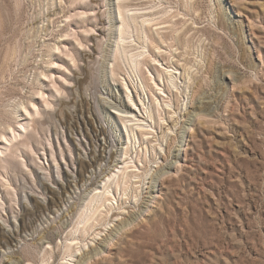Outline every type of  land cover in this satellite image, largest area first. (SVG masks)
Masks as SVG:
<instances>
[{
	"label": "rangeland",
	"instance_id": "obj_1",
	"mask_svg": "<svg viewBox=\"0 0 264 264\" xmlns=\"http://www.w3.org/2000/svg\"><path fill=\"white\" fill-rule=\"evenodd\" d=\"M101 127L90 188L60 190L57 213L34 208L31 193L51 199L39 174L56 190L65 170L87 177L76 147L93 162ZM0 148V223L14 233L26 201L39 230L0 247V264H264V0H0ZM126 158L144 175L138 201L84 233L91 192Z\"/></svg>",
	"mask_w": 264,
	"mask_h": 264
},
{
	"label": "bare ground",
	"instance_id": "obj_2",
	"mask_svg": "<svg viewBox=\"0 0 264 264\" xmlns=\"http://www.w3.org/2000/svg\"><path fill=\"white\" fill-rule=\"evenodd\" d=\"M92 1L94 3V0H92ZM120 7H122V6H120ZM120 12H121V14H123L122 11H120ZM134 19H137V17L134 18ZM151 19H149V18L144 19L143 20V24L146 25V24L152 23ZM128 25L129 24H126V25L121 27V32H122L121 38L123 39L122 40L123 42H125L128 39V37L125 36L127 34V31H128V29H127ZM119 28H120V26H119ZM159 48H160V46H159ZM126 49H129V47L126 48ZM142 55H144V51H141L139 53H132L131 54L132 64H134L135 66H137V65L139 66V64H141L140 57ZM89 57L90 56L86 53L85 54V59L89 60ZM154 60H156V58H154ZM168 62H169V60H168ZM131 66H133V65H131ZM162 66H163L162 67L163 71L162 72L159 71V72H161L159 74L160 77H163L161 79L164 80V76H167V80H168L169 84L176 88L177 87V85H176L177 83L175 82L176 72H174V70L178 69V67L172 68L171 65L164 66L163 64H162ZM76 78H77V76H76ZM157 86H158V89L163 91L162 88L159 85H157ZM143 87L146 89L145 85H143ZM143 87H142V89H143ZM71 94L73 95L71 100L69 101V99H68V102H66V101L63 102L61 104V107L56 112V114L59 115L58 117H60L58 120H61L63 123H64V121H66L65 120L66 119V115H65V110L64 109L66 107L68 108L70 106H75L76 104L78 105V103H79L80 96H79V93H78L77 86L75 88L71 89ZM59 99L60 100H58V101L62 102L63 98L61 99L59 97ZM131 101H132V103L130 102L131 104H129V107L131 108V110L133 109V111H135V109L132 106H136L137 104H135L133 102V100H131ZM22 104H23V107H25L26 111L29 114L30 111L27 108V106L24 103H22ZM48 105H49V103H48ZM167 105H170V103H167ZM30 114L32 115V113H30ZM134 116H136V115H134ZM128 117H130V116L127 115L126 117H124V121H125L124 122L125 123L124 126L126 127V129L128 131H130V132L132 130L135 138H139V134H138L139 132L135 133V131H138V130L141 132V135H142L143 139L146 138V137L148 138L149 134L151 133V129H149L148 126H146L145 122H143V120L136 119V123H135V119H131L130 118V120L129 119L126 120ZM132 121H134L133 124H131ZM174 125H177V124H174ZM22 127L24 129H27V127L24 124H21V128ZM11 130H13V132L15 134V138H17L16 129L13 128ZM169 130H171V127L169 128ZM99 131H100V136H101V140L99 142L100 153L98 154V152L95 151L94 149H91V151L88 152L90 157L92 158L93 162H86L82 158V156H83L82 152L80 151V149H78V147H76L77 158H78L80 170L81 171H86V173H88V175L86 174L87 177L84 175L78 181L77 180L75 181V180L72 179V175L68 171L65 170L67 186H65L62 183V184L59 185V190H56V189L52 188L50 186V184H48V182L44 179V177L42 175L39 174L38 175V181H39L41 187L43 188L44 192L51 193V196H50L51 199H50V203L48 204V203L43 202V200L40 199V197H38V196H36V195L31 193L30 196H29V201L28 202H31L34 208H36L39 211L41 210L42 212L47 213V214L57 213L60 210V207H61L60 200H59L60 190L64 191L65 193H68V198H69L71 196L69 193L70 192H74L75 189L77 190L78 188H80V186L84 187L86 185V189L90 188V187H88L89 186L88 182L92 179V176L94 175L95 169L96 168L97 169L100 168L102 163H103V161L105 160V155L104 154H105L106 150L108 149V147L110 145L109 142L111 140L110 136H108V133H107V131H106V129L104 127H101V129ZM97 134H98V131H97ZM2 136L4 137V141L3 142L12 143L13 140L10 139L7 135H5L4 132L2 133ZM1 152H3V151H1ZM126 153L128 154V152H126ZM115 155H116V152L113 151L112 152V156L114 157ZM124 161H127L125 163V165L122 164L123 166L121 168H119L118 171H115V172L112 173V175H109V178H107V181L105 180V184L103 185V187L99 186L94 191L91 192L90 200H89L90 207L88 206L89 207V208H87L88 210L84 211L82 213L81 219L79 220V224H81V226L83 227V232L84 233L88 231L89 227H93L95 225L94 221L98 222L99 220H101V219H103V218H105V217H107L109 215L112 216V217L118 216L119 214H115L117 211L126 212V210L124 209V204L127 203L128 199H130L131 201H132V199L134 201H138V198H139V195H140L139 189L141 187L140 183L143 182V176H144L143 172L141 171V168L139 167V165L138 164L136 165L135 162H132L131 159L129 160L128 158H126V160H124ZM114 185L117 186L118 190L114 189ZM91 186H92V184H91ZM129 188H130L129 191L132 192V195L130 197H129V192H127ZM118 195H120L122 197H123V195H126L127 199L125 197V199L119 200V198H118L119 196ZM23 211H24V214H23V216L21 218L20 223H16V222L13 221V227H14V231H15L14 233L12 232L11 229L6 228L5 226H3L0 223V247H8V248H10V245L14 244L15 242H18L22 237H24V236L26 237V235H28L27 233L29 231L32 232L31 233L32 235L36 234L39 231L35 220L32 219V215H33L32 208L29 206V204L26 201L23 203ZM71 211H73V208L71 209ZM97 219H98V221H97ZM127 224H131L130 221H128ZM54 234L55 233L52 231V229H48V230H45L44 233H41L38 236V238H36V240L40 241V240H43L45 237H48L51 240H53L54 239ZM95 253H96V255L100 254L99 251L95 252ZM90 258H92V256H89L88 258L85 257V258L81 259L80 264H83L85 262V260L90 259ZM18 264H21V263L19 262Z\"/></svg>",
	"mask_w": 264,
	"mask_h": 264
}]
</instances>
